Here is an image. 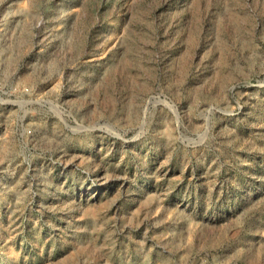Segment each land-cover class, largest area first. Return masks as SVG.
<instances>
[{"label":"rangeland","instance_id":"374dc122","mask_svg":"<svg viewBox=\"0 0 264 264\" xmlns=\"http://www.w3.org/2000/svg\"><path fill=\"white\" fill-rule=\"evenodd\" d=\"M0 264H264V0H0Z\"/></svg>","mask_w":264,"mask_h":264},{"label":"built area","instance_id":"2783aa9c","mask_svg":"<svg viewBox=\"0 0 264 264\" xmlns=\"http://www.w3.org/2000/svg\"><path fill=\"white\" fill-rule=\"evenodd\" d=\"M3 95V94H6V92H3V89L1 88V86H0V95Z\"/></svg>","mask_w":264,"mask_h":264}]
</instances>
